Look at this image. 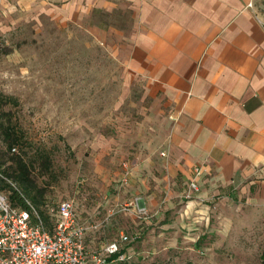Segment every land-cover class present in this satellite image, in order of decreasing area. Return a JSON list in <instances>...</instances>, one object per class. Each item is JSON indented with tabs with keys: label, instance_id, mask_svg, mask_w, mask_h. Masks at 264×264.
Masks as SVG:
<instances>
[{
	"label": "crops",
	"instance_id": "obj_1",
	"mask_svg": "<svg viewBox=\"0 0 264 264\" xmlns=\"http://www.w3.org/2000/svg\"><path fill=\"white\" fill-rule=\"evenodd\" d=\"M253 1L0 0L1 30L88 27L138 78L147 100L139 144L126 152L108 215L126 205L140 257L203 264L195 251L228 245L264 213V17Z\"/></svg>",
	"mask_w": 264,
	"mask_h": 264
},
{
	"label": "rangeland",
	"instance_id": "obj_2",
	"mask_svg": "<svg viewBox=\"0 0 264 264\" xmlns=\"http://www.w3.org/2000/svg\"><path fill=\"white\" fill-rule=\"evenodd\" d=\"M253 6L264 17V0H254ZM0 91L19 100V106L6 109L24 133V149L15 154L30 164L40 209L49 214L60 202L73 200L81 222L107 217L111 198L122 190L126 152L139 144L147 100L138 78L127 75L121 61L93 41L88 27L24 21L0 31ZM7 151L0 129V165ZM7 182L19 187L15 180ZM125 206L115 209L107 228L90 234L92 246L120 240L122 232L134 238L123 225ZM133 247L134 264H181L169 253L155 260L140 257L137 245ZM263 251L264 213L230 237L228 245L195 251L194 259L203 264H263Z\"/></svg>",
	"mask_w": 264,
	"mask_h": 264
},
{
	"label": "built area",
	"instance_id": "obj_3",
	"mask_svg": "<svg viewBox=\"0 0 264 264\" xmlns=\"http://www.w3.org/2000/svg\"><path fill=\"white\" fill-rule=\"evenodd\" d=\"M200 175L201 169H195L188 198L199 191L196 180ZM49 215L52 229L46 226L37 208L26 211L13 207L7 194L0 190V264H109L133 259L130 243L136 237L131 239L125 233H121L120 240L99 247L90 244V234L107 228L109 215L100 221L81 222L73 200L60 202L56 209H50ZM135 215L144 218L148 212L140 207Z\"/></svg>",
	"mask_w": 264,
	"mask_h": 264
},
{
	"label": "trees",
	"instance_id": "obj_4",
	"mask_svg": "<svg viewBox=\"0 0 264 264\" xmlns=\"http://www.w3.org/2000/svg\"><path fill=\"white\" fill-rule=\"evenodd\" d=\"M19 106V100L15 96L7 95L0 91V129L3 131L4 139L8 148L7 152H2V165H0V190L9 193V201L13 207L20 210L30 211L32 207L40 209L42 201L37 193L34 183L30 178V164L24 160L21 153L15 154L17 149H24L25 136L20 126L13 121L11 112L7 106ZM15 149L16 151H13ZM10 156V157H9ZM8 160L11 164L6 166ZM46 167H50L49 159L44 160ZM15 180L19 187L15 188L7 180ZM12 182V181H11ZM14 183V182H12ZM45 224L52 228V219L46 211L39 210ZM50 228V229H51ZM262 263L264 264V251L262 253ZM109 264H134L131 261L109 262ZM170 264V263H165ZM181 264H195L192 260H187Z\"/></svg>",
	"mask_w": 264,
	"mask_h": 264
}]
</instances>
